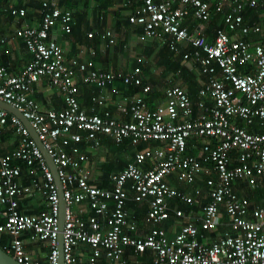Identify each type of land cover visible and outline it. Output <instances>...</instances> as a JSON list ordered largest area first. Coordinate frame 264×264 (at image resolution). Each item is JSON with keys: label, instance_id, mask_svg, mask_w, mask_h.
I'll use <instances>...</instances> for the list:
<instances>
[{"label": "built area", "instance_id": "1", "mask_svg": "<svg viewBox=\"0 0 264 264\" xmlns=\"http://www.w3.org/2000/svg\"><path fill=\"white\" fill-rule=\"evenodd\" d=\"M133 1L137 7L126 19L136 26L137 40L180 54L203 76L194 100L168 80L162 101L150 106L140 57L128 72L99 69L90 58L65 59L49 32L69 34L72 13L57 0H40L37 24L13 29L30 58L17 74L0 66V101L28 121L57 181L28 129L0 108V136L9 129L16 137L14 147L0 154V249L19 264H58L59 253L62 264H264V206H251L234 190L237 182L259 185L264 196V0H122L127 7ZM257 10L259 19L247 21ZM217 13L221 26L209 39L204 24ZM8 14L22 18L26 10L9 5ZM186 16L196 21L195 29L183 24ZM250 34L259 38L250 42ZM99 36L104 46L115 42L109 29ZM41 78L61 97V108H42L31 97ZM117 81L138 89L113 102L127 120L106 108L110 95L119 96ZM79 83L96 89L89 111L79 105ZM253 122L263 131L247 130L244 125ZM102 137L114 145L124 139L157 144L134 151L104 187L91 184L86 166ZM189 141L199 155L186 152ZM205 166L210 174L203 189L192 194L170 184L192 186ZM202 193L206 201L193 217L189 208ZM32 197L41 202L35 212L21 205ZM173 199L187 211L171 207ZM131 202L144 203L140 217L129 213ZM211 232L215 237L207 241ZM30 244L46 250L42 258Z\"/></svg>", "mask_w": 264, "mask_h": 264}, {"label": "crops", "instance_id": "2", "mask_svg": "<svg viewBox=\"0 0 264 264\" xmlns=\"http://www.w3.org/2000/svg\"><path fill=\"white\" fill-rule=\"evenodd\" d=\"M39 1L40 0H0V66H3L11 74L19 73L30 58V53L29 51H27L22 41L13 36V29L16 26L22 25L23 23L29 25L37 24L39 18L38 9L36 7H33V5L39 4ZM57 1L61 4L60 6L62 8H67L69 7V5L71 6L67 9L71 11L73 21L78 18V24L76 28L72 29L71 27V32L69 34L61 33L57 28H52L49 32V37L56 43H58L62 48L63 56L65 57V59L74 56L78 57L80 60L90 58L93 61L94 66L99 69L107 71L128 72L134 65H136V58H142L143 61L140 64L141 75L143 83L150 86V91L145 95V98L147 99V102L150 106L162 101L163 89L166 86V81L170 80L171 83L178 84L184 88L183 85H185V83L183 82V85L181 84L182 79L179 77V70L169 71L170 69L168 70L167 66L164 67L156 65L154 59L159 61L160 58L157 53L158 45L153 48V51L145 55L144 53H146V50L144 49L149 46V43L154 41H146L143 43L139 42L136 38V34L138 31L136 26L130 24L125 26L120 23V21L125 20L129 11L133 12L135 10V7H137L136 2L133 1L132 6L127 7L123 5L122 0ZM13 4L19 5L26 10L25 17L16 18L11 17L8 14V6ZM98 5H103L100 11L95 8ZM74 11H80L81 15L76 17ZM104 11L105 13H102ZM259 11L260 10L252 12L251 15L248 13L249 17L246 20L251 21V19H259V17H257ZM183 24L186 25L189 30H193L196 28V21L193 20L190 16H186L183 19ZM105 29H109L114 36L115 42L111 46H104L103 41L99 36V34ZM211 31L212 26L209 20L204 24V33L208 36L209 39H211L213 34L211 33ZM88 32H91L93 36L88 37ZM245 38L250 42H255L259 37L255 34H250L245 36ZM131 44H135V49L133 51L131 50V48H129V45ZM90 49L93 51L92 56L89 55ZM187 50L190 49L187 48ZM174 57L179 58L182 65L184 67L186 66L185 68L187 70H190L194 73L192 79L195 81L196 88L199 87V85L203 81V76L200 75L196 69L190 66V62L182 60L180 58V54H173V58ZM166 64L168 65L169 62H167ZM115 85L118 88L119 96L110 95L106 100V108L110 111L113 117L127 120L128 115L119 111L113 102L119 99L118 97H120L122 92L125 91L126 93H135L138 91V89L133 86H125L118 81L115 83ZM94 92H96V89L94 87L79 83L77 99L79 105L86 111H89L92 105L90 97ZM107 92H109V88L107 89ZM31 97L42 108L59 109L63 106L61 97L56 91H54V89H51L47 86L46 80L44 78H41L38 82L32 85ZM94 108L95 111L101 110L96 106H94ZM3 134L0 136V154L10 151L14 147L16 140V137L9 129H5ZM102 141L103 142L100 148L90 153L86 166L90 171L91 184H96L97 186L104 187L109 186L107 176L112 172L120 170L125 165V163L131 159L134 151H141L157 144L155 142L149 141L139 142L135 145H131V143L127 139H124L118 145H114L110 141V139L106 137H102ZM194 143L195 141L188 142L186 152L197 156L199 155L200 150L195 146ZM196 144H198L197 141ZM190 150H192V152L195 151V153H191ZM109 151H112L113 154V160L110 161L106 158L107 155L109 156ZM109 158L110 157H108V159ZM205 169L206 166L204 167V171L196 176L192 186L182 185L176 183L174 180L170 181V184L178 189H184L193 194V188H204V179L207 175L210 174V172H207V170ZM22 178V182L24 183L26 181L25 177ZM234 188L237 194L243 195L248 199L251 206L255 204H261L262 206H264V196L259 185L251 189L246 184L243 185L242 183L237 182L234 184ZM196 200V203L191 205L189 208L193 217H195V215L199 213L201 205L206 201L205 197H203V193L202 196L198 197V199ZM40 204L41 202L39 197L26 198L21 201V205H24L34 212L40 209ZM169 205L171 207L180 206V208L184 210H186L187 208L186 206L179 204L175 199L169 200ZM127 208L129 213L134 214L136 218L140 217L145 211L144 203L142 204L131 202L127 205ZM26 211L29 212V210ZM219 219L220 221L225 222V215L222 211H220ZM186 220V218L182 217L180 219V222L183 223ZM179 224L180 223L178 219V221H176V226H178ZM222 227L224 226L221 225V227H218V232L221 231ZM215 234L216 232L207 233L206 240L208 241L210 239H213L215 237ZM27 248L34 249L35 252L39 254L38 256L40 258L43 257L46 251L42 246L38 245L30 244L27 245Z\"/></svg>", "mask_w": 264, "mask_h": 264}, {"label": "trees", "instance_id": "3", "mask_svg": "<svg viewBox=\"0 0 264 264\" xmlns=\"http://www.w3.org/2000/svg\"><path fill=\"white\" fill-rule=\"evenodd\" d=\"M1 1H6V0H1ZM58 4H59V6L61 5L59 2H58ZM13 6H15V7H20L19 5H14L13 4ZM29 6V5H28ZM39 6H40V1H39V4H35V5H33V7H36L37 9L39 8ZM67 6V5H66ZM103 6V5H102ZM102 6H96L95 8L96 9H98L99 11L101 10V7ZM61 7V6H60ZM69 7H71L70 5H69ZM69 7H67V8H69ZM75 12V15H76V17H78L79 15H81L80 14V11H74ZM102 13H105V11L104 12H102ZM25 17V16H24ZM73 17V16H72ZM77 19L78 18H76V20L75 21H73V25H72V29H75L76 28V26H77V24H78V22H77ZM212 21V22H211ZM215 22H216V25H215ZM217 22H218V24H217ZM120 23L122 24V25H129V23L127 22V19L125 18V20H123V21H120ZM210 23H211V26H212V31H211V33H213L214 32V30L216 29V27H220L221 25H220V14H212V16H211V18H210ZM131 25V24H130ZM208 33V32H207ZM210 33V34H211ZM213 35V34H212ZM149 46L148 47H146L144 50H146V53H144L145 55H147V53H149V52H151V51H153V48L155 47V46H157L158 45V43L156 42V41H154V42H151V43H149L148 44ZM157 53H158V55H159V61H157V60H155L154 59V61H155V63H156V65H159V66H164V67H168V70L169 71H176V70H179V72H180V75H179V77L182 79V85H183V82L185 83V85H183L184 86V88L187 90L186 92L188 93V95H189V97L192 99V100H194V97H195V92H196V84H195V81L192 79V77L194 76V73L192 72V71H190V70H187L183 65H182V63H181V60L179 59V58H176V57H174V58H176V59H174L173 58V53L170 51V50H168V48L167 47H165V46H163V45H158V50H157ZM178 57V56H177ZM175 60V61H174ZM167 62H169V64L167 65L166 63ZM137 64V63H136ZM143 64H145V63H143ZM146 66H147V64H146ZM145 66V67H146ZM142 67H143V65H142ZM144 67V68H145ZM187 72H189V73H187ZM190 77H191V79H190ZM241 124H243V123H241ZM246 128H247V130H249V131H253V132H261V131H263V128L262 127H259L258 125H256V123L255 122H253L251 125L249 124V125H244ZM5 134V133H4ZM3 134V135H4ZM140 147H141V145H140ZM190 152L191 153H195V151H193L192 152V150H190ZM105 169V168H104ZM257 192V191H256Z\"/></svg>", "mask_w": 264, "mask_h": 264}, {"label": "water", "instance_id": "4", "mask_svg": "<svg viewBox=\"0 0 264 264\" xmlns=\"http://www.w3.org/2000/svg\"><path fill=\"white\" fill-rule=\"evenodd\" d=\"M0 108H2L4 110L8 111L9 113L15 115L23 123V125L28 129L30 137L40 147L46 163L48 164V166L50 167V169L54 173V166L51 163V160L48 157V155L41 148L40 142L37 139L33 129L30 127L28 121L21 116V114H20V112L18 110H16L15 108H13L12 106H10L7 103H4V102L0 101ZM54 179H55V181H57V179L55 177V173H54ZM62 212H63V204H62V200L60 198V213H59V217H58V227H59V229H60L61 223H62ZM58 249H59V252H60V234L58 236ZM0 264H19V263H17L10 255H8L7 253H5L4 251H2L0 249ZM58 264H62L61 253H59V256H58Z\"/></svg>", "mask_w": 264, "mask_h": 264}, {"label": "rangeland", "instance_id": "5", "mask_svg": "<svg viewBox=\"0 0 264 264\" xmlns=\"http://www.w3.org/2000/svg\"><path fill=\"white\" fill-rule=\"evenodd\" d=\"M132 44H133V43H132ZM132 44L129 45V48H131V50L133 51V50L135 49V44H134V45H132ZM132 54H133V53H132ZM132 54H131V55H132ZM146 60H147V59H146ZM148 61H149V59H148ZM103 154H104V153H103ZM108 154H109V156H108V155L106 156L107 160H109V161H110V160H113V159H112V157H113L112 151H109ZM108 157H110V158L108 159Z\"/></svg>", "mask_w": 264, "mask_h": 264}, {"label": "bare ground", "instance_id": "6", "mask_svg": "<svg viewBox=\"0 0 264 264\" xmlns=\"http://www.w3.org/2000/svg\"><path fill=\"white\" fill-rule=\"evenodd\" d=\"M251 125V124H250ZM250 130V129H249Z\"/></svg>", "mask_w": 264, "mask_h": 264}]
</instances>
